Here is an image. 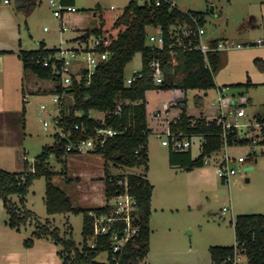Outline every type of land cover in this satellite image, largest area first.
I'll return each mask as SVG.
<instances>
[{
	"label": "rangeland",
	"instance_id": "374dc122",
	"mask_svg": "<svg viewBox=\"0 0 264 264\" xmlns=\"http://www.w3.org/2000/svg\"><path fill=\"white\" fill-rule=\"evenodd\" d=\"M55 1L57 7H52L50 0H35L34 7L32 2L22 0L24 10L18 11L17 0H10L9 4L0 0V16L10 13L15 20V22L12 20V25L0 28V43L19 47L20 41L23 50H37L40 41L46 38L51 45L71 49L78 46L76 38L81 35L82 30L99 24L98 17L94 16L91 10L96 4L108 6L106 9L109 10L113 4L116 7L115 11H119L129 2V0H76L78 10L64 12L62 16L57 14L60 1ZM137 1L143 5L147 0ZM175 3L183 12L204 13L205 39H227L234 43V48L226 52L225 61L215 75L216 88L207 91L206 96L204 95L206 92L199 90L187 92L149 90L146 93L149 121L153 123V114L157 108L163 109L165 104L179 103L182 98L187 99L189 114L196 115L200 109L195 105V96L201 95L205 110L209 113L212 110L221 109L229 118L227 123L238 125L241 136L246 134L251 136L254 133L250 130L251 126L258 133L259 126L255 123V118L264 115V70L255 63V59L264 60V44H256L259 39H264V0H176ZM28 8L33 10L27 15L25 10ZM254 19L257 21L256 27L251 25ZM12 29L19 32L18 37H13L10 32ZM147 32L153 34L156 31L148 27ZM237 44H241L242 47L236 48ZM7 55L8 52H0L2 59L0 62V117L4 119L0 118V132L4 134V137L0 138L9 139V141L12 138L16 143L0 146V169L21 172L24 169L25 158L33 164L43 147L54 143V135L60 133V128L53 119L59 115L60 108L52 101L55 82L52 79L36 78L30 71L19 68L17 58H12L11 69L5 67L9 59ZM141 66L142 55L137 53L132 62L126 66V77H131L134 72L141 69ZM32 79L37 85L32 84ZM248 80L251 81L250 86L245 85ZM37 86L42 88L41 92H36ZM25 95H27V101L23 102ZM24 104L27 109L25 115H23ZM42 104H46L47 108L42 110L40 107ZM72 104L73 97L67 95L63 99L62 108L68 112ZM238 106L244 109L245 116L238 117L234 114ZM179 111L178 108L172 107L173 113ZM230 111L233 113L229 114ZM102 115L103 112L90 111V116L93 118L102 119ZM45 122L49 123L48 127L44 126ZM148 147L147 174L154 186L151 222L153 232L149 251L151 258L166 257V250L187 253L191 246L193 252L188 255L201 254L208 257L206 246L211 242H222L230 246L236 244L233 222L238 215H264V146H227L220 152L207 157L204 165L207 171L206 183L197 179V170L191 174L182 173L178 169L173 170L169 163V150L162 146L161 138L155 132L149 136ZM191 151L194 158L201 154L200 137H194ZM253 151L256 155L251 160L249 154ZM224 154L232 158L240 156L247 158L243 164L238 161L230 163L237 173L226 182L216 173V168ZM66 159L69 174H79L83 178L68 176L67 173V177L71 179V185H68L64 176L59 174L55 176L54 182L63 188L74 205L78 206L75 195L71 193L72 186H77L78 183L89 185V182H98V176L104 172L106 160L97 153L69 155ZM50 164L53 170L63 171L62 163L58 162L54 155L50 157ZM240 167L253 168L239 171ZM132 170L108 163V171L112 176L126 175L134 171L139 173L143 171V168L138 167ZM175 171H178L179 175H175ZM16 198L18 201L17 196ZM44 198L45 179L38 178L29 189L27 208L32 210L43 223L47 218L55 221L54 225L59 227L62 233L67 230L65 225L67 218L69 225H72V238L80 244L83 214L49 216ZM190 204L192 209L188 207ZM225 207L229 210L223 213ZM167 217L171 221L166 225ZM166 230H168L167 233ZM169 233L179 240L176 242L171 240L166 244V234ZM30 237L32 236L28 238ZM96 260L107 263L108 253H100ZM208 264L212 263L208 262Z\"/></svg>",
	"mask_w": 264,
	"mask_h": 264
},
{
	"label": "trees",
	"instance_id": "16d2710c",
	"mask_svg": "<svg viewBox=\"0 0 264 264\" xmlns=\"http://www.w3.org/2000/svg\"><path fill=\"white\" fill-rule=\"evenodd\" d=\"M17 1V10H24L22 0ZM32 10L28 8L25 10L26 14L28 15ZM91 10L98 17L99 24L87 29L77 40L86 41L91 35L100 37L97 50L101 53L108 52V59L97 66L89 83L84 76L86 73L84 71L80 79L74 76L72 84L66 88L58 83L55 85L52 90L54 93L64 90L73 97V104L68 112L61 109L58 117L59 127L70 137L65 138L60 133H56L54 143L44 146L33 164L25 158L24 169L21 172L0 169V199L3 200L8 214L6 224L10 228L20 230L28 224L34 225L32 237L25 240V246H32L34 238H49L60 246L58 255L63 264H115L109 237L95 239V247L89 243L93 235L91 213L108 212L110 210L108 205L93 208L74 206L70 196L54 182L55 176L59 174L64 175L67 183L71 180L67 177L66 157L74 153L66 152L68 144L94 136L96 128H112L118 132L117 135L109 137L103 148H98L92 153L101 154L106 160L103 177L106 202L125 191L126 188L120 185V181L127 182L128 192L138 201L140 233L128 243L121 264H145L144 261L150 251V216L154 190L147 174L149 136L154 128L150 126L148 119L146 93L152 89L182 90L183 92L188 90L207 92L214 89L216 88L215 75L224 62L223 55L220 51L210 52L206 60L205 56L197 50H183L169 46L173 42L170 34L172 28L176 27L178 30V26L185 23L195 28L191 17H196L199 24L203 26L204 13L183 12L177 6L171 8L167 2L157 3V0H147L143 5H140L137 0H130L119 11L106 9L100 4ZM148 27L163 30L166 40L164 49L160 50L148 44ZM191 39L196 41L194 36ZM185 42L188 43L189 39ZM216 42L217 40H213L214 44ZM57 50L58 48L47 49L41 42L37 50H20L18 56L26 71H30L40 79L55 81L51 67H46L37 60L48 58ZM137 53L142 55V66L134 74L136 78L133 82L127 85L125 69ZM156 59L162 63L164 71V80L161 84L155 83L150 66V63ZM255 63L264 70L263 59L257 58ZM245 85L250 86L251 81L248 80ZM24 97L23 102H26ZM195 105L200 109L196 115L189 114L187 100L178 108L180 110L178 113H172L170 109L169 127L173 132H183L184 136L200 137L201 154L194 158L191 149L176 152L169 150L171 166L191 171L203 167L207 157L220 152L224 147L264 146V115L255 118V123L259 126L258 133L249 126L254 133L251 136L247 134L241 136L237 126H224L226 118L221 109L218 108L209 113L205 110L201 95L195 96ZM92 110L104 112V120L91 117ZM25 114L24 104L23 115ZM210 115L215 117L208 119ZM75 125H79L80 129L76 130ZM52 155L62 163L63 171L58 172L52 169L50 164ZM254 155H256L255 151L249 154L251 160ZM108 163L130 169V171L142 167L143 171L112 176L108 171ZM38 178L45 179L44 202L48 215L83 214L80 244L72 238L71 226L62 233L51 220L46 219L43 223L32 210L27 208L26 197L33 182ZM13 196H17L18 201H14ZM233 224L237 247L247 255L251 264H264V215H238ZM234 247L235 245L211 246L209 252L213 264H222ZM102 252L108 253L107 263L96 260Z\"/></svg>",
	"mask_w": 264,
	"mask_h": 264
},
{
	"label": "built area",
	"instance_id": "2783aa9c",
	"mask_svg": "<svg viewBox=\"0 0 264 264\" xmlns=\"http://www.w3.org/2000/svg\"><path fill=\"white\" fill-rule=\"evenodd\" d=\"M6 2L8 0H5ZM161 1L167 2L171 8L176 7V0H157V3ZM52 7H57L55 0H50ZM111 10H116L113 5L110 7ZM78 9L73 5H64L60 2L58 6L57 14L63 16L64 12H76ZM195 28L192 25L185 23L184 25L178 26L170 30L171 39L173 42L169 45L170 48L178 47L183 50H197L201 52L206 60L210 52L215 51H228L234 48V43L229 40H217L214 44L213 40L205 39V26L200 25L196 17H191ZM46 30V28H45ZM156 31L153 34H148V44L157 47L158 49H164L165 47V35L161 28H154ZM194 36V39L191 37ZM186 39L189 42L186 43ZM100 37L91 35L86 41L78 40V46L71 49H64L58 47L57 52L48 58L38 59L37 62L41 63L46 67H51L54 78L56 79L55 85L58 83L63 88L70 86L73 82V77L76 76L80 79L86 71L85 77L87 78V83H89L92 75L95 73L97 66L108 59V52H99L97 47L100 44ZM81 43V44H80ZM261 43V42H260ZM241 44H237L236 48H241ZM81 57V58H80ZM153 72V78L156 84H161L164 80V71L162 63L159 60H153L150 63ZM138 72V71H136ZM131 77H126V84L129 85L136 78L135 73ZM68 94L66 91L54 93L52 101L54 104H58L60 111L63 109L61 107L63 99ZM24 100L27 101V95H25ZM182 103L173 102L165 104L163 109L157 108L154 111L153 117L156 120H164L165 124L163 128H154L153 132L161 138V144L167 147L168 150L172 151H187L192 148L194 144V137L184 136L183 132H173L169 127V111L172 107L180 108ZM41 109L47 108L46 104H42ZM59 111V114H60ZM118 113V112H117ZM233 113L230 111L229 114ZM81 115V113H77ZM234 114L238 117L245 116V111L243 108H238L235 110ZM59 115H57L53 120L55 121L57 127H59ZM105 117V114H104ZM104 117L101 120H104ZM167 119V123H166ZM49 123L45 122L44 126L48 127ZM237 124L225 123V127ZM60 134L62 137L69 138L61 127ZM76 130L80 129L79 125H75ZM117 131L112 128L99 127L95 129L94 136L79 140L74 143H70L66 147V152L74 153V155H84L96 151L98 148H103L107 139L109 137L117 135ZM256 141V139H255ZM254 152V151H253ZM246 157L240 156L238 158H232L230 155L224 154L219 165L216 168L217 175L224 181H229L231 176L237 173L234 167H231L230 163L233 161H238L240 164L245 163ZM246 168H239L240 170L246 171ZM141 173V172H139ZM145 178V176H143ZM120 185L125 186V191L123 193L117 194L110 198L106 204L110 208L108 212L101 214L91 213L93 217V235L89 241L92 247H95V239L99 237H109L111 241V251L113 253V260L115 264H121L122 260L126 254V247L132 239H134L140 233V223L138 216V201L137 199L128 192L127 182L120 181ZM229 208H224L223 213L228 211ZM94 240V241H93ZM222 264H251L247 255L237 247H235L231 253H229Z\"/></svg>",
	"mask_w": 264,
	"mask_h": 264
},
{
	"label": "crops",
	"instance_id": "0c3cea01",
	"mask_svg": "<svg viewBox=\"0 0 264 264\" xmlns=\"http://www.w3.org/2000/svg\"><path fill=\"white\" fill-rule=\"evenodd\" d=\"M33 1H35V0H26V2H30V3L31 2L33 3ZM59 1L64 5H73L76 7V0H59ZM4 3L9 4L10 0L7 2L4 0ZM98 4H100V3H98ZM98 4H96V5H98ZM35 5H36V2H35ZM100 5L104 8L108 7V6H105L103 4H100ZM112 5L113 4H111V6ZM94 16H96V15L94 14ZM12 20H13V22H15L14 17H12V15L10 13L9 14L6 13V14L1 15L0 16V28H4V27H7L8 25H12L11 24ZM6 22H7V24H6ZM256 22L257 21L254 19V21L251 23V25L256 27L257 26ZM87 29H89V28H87ZM87 29L82 30L81 35L84 34ZM10 32L12 33L13 37H15V38L18 37V35H19V32L14 31L13 29ZM81 35H79L78 37H80ZM211 40H227V39H211ZM41 42H43L45 44V47L47 49L58 48L56 45H51L49 40H47L46 38H44L42 41H40V43ZM256 44H260V45L264 44V39H259V41H257ZM21 46H22V42H20V41H19V47L8 46L5 43H0V52L1 53L2 52L3 53L8 52L7 56L9 57V59L7 60L8 62L5 63V65H6L5 67H9V69H11L12 64H13L12 58H17V60L19 62L18 63L19 68H21V69L24 68L23 62L20 59V57L18 56L19 51L23 50L21 48ZM226 52L227 51H221L224 61H225ZM1 61H2V59L0 56V62ZM35 77L37 78V76H35ZM32 84H36V81H34V79H32ZM35 90H36V92H41L42 88L37 86L35 88ZM22 91H23V93L25 92L24 89ZM207 94L208 93L206 92L204 95L206 96ZM185 100H187V99L182 98V100L179 103L183 104ZM238 108H242V107L238 106ZM236 109H237V107H236ZM104 114L105 113L103 112V115H102L103 117H104ZM224 116L226 118V122H229L228 116L225 114H224ZM214 117L215 116H212V117L208 116V119H212ZM0 118H1V120H4V119H2V117H0ZM149 123H150V126L152 128L161 129V128H163L165 121L154 119L153 123H151L150 121H149ZM3 135L4 134L0 132V137H4ZM9 143L15 144L16 142H14V140L12 138L10 141H9V139L3 140L2 138H0V146H2L3 144L6 145ZM171 168H174L173 170L178 169V170H180V172H182V173L186 172L187 174H191L192 172L197 170L196 172H198V173H196L197 175L195 174L197 176V179L202 183L207 182V180H206V172L207 171H206L204 166L200 167V168L193 169L191 171H186V170H183L181 168L174 167V166H171ZM139 172H141V171H139ZM67 173H68V176H72V177L75 176V177L83 178L79 174L78 175H76L74 173L69 174L68 164H67ZM104 174H105V171L101 175L98 176L99 180L96 183L89 182V185H85L83 183V185H85V186L78 183L77 186H72L73 189H71V193L75 195V200L79 203L78 206H80L82 208H93V207H102L106 204V197H105V193H104V182L105 181L103 180ZM175 175H179L178 171H175ZM62 176H64V175H62ZM148 179H149V176H148ZM149 181H150V179H149ZM67 184L71 185L70 182ZM153 192H154V190H153ZM12 199L14 201L17 200L16 196H13ZM26 202H27V197H26ZM73 205H74V203H73ZM152 206H153V196H152L151 208H152ZM188 207H189V209L193 208L191 204L188 205ZM68 214H71V213H67L64 215H68ZM54 215H56V214H54ZM152 215L153 214L151 212V216H150L151 236H152V232H153L152 226H151ZM49 216H53V215H49ZM7 219H8V214H7L6 209L4 207L3 200L0 199V264H63L62 259L58 255V250L60 249V246L56 245L49 238H34V243L32 244V246H29V247L25 246V240L28 239V237L30 235L32 236V233L34 230V225L28 224L26 226H23L20 230H16V229L10 228L6 224ZM47 219H49V218H47ZM49 220H51V219H49ZM169 221H171V219L169 217H167L166 218V225ZM51 222L54 225L55 221L51 220ZM65 222H66L65 225L67 226V228L69 226L72 227V225H69V220L67 218H66ZM233 226H234V224H233ZM28 227H30V229H28ZM82 227H83V225H82ZM234 231H235V229H234ZM167 232H168V230H166V233ZM151 236H150V248H151ZM171 240H174L176 242L179 239L172 236L170 233L166 234V244H168V242ZM211 246H230V245L224 244L222 242H211L210 244H207L206 247H208V249H207L208 250V257H206L205 255H201V254H197V256H196V254H193V255L191 254V256L188 255L191 252H193V247L191 246V248L188 249L187 253H184L181 251L174 253V252H169L168 250H166V257H164V258H159V257L158 258L157 257L151 258V256H149V254H148L144 262H145V264H208V262L209 263L211 262L213 264V261H212V258H211L210 252H209V248Z\"/></svg>",
	"mask_w": 264,
	"mask_h": 264
},
{
	"label": "water",
	"instance_id": "95a60500",
	"mask_svg": "<svg viewBox=\"0 0 264 264\" xmlns=\"http://www.w3.org/2000/svg\"><path fill=\"white\" fill-rule=\"evenodd\" d=\"M252 168H253V167H248L247 170H250V169H252Z\"/></svg>",
	"mask_w": 264,
	"mask_h": 264
}]
</instances>
